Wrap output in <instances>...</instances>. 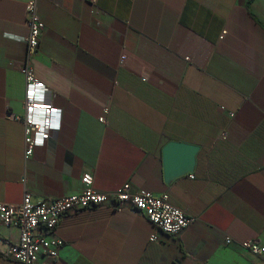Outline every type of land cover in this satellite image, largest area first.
Masks as SVG:
<instances>
[{
  "label": "crops",
  "instance_id": "crops-1",
  "mask_svg": "<svg viewBox=\"0 0 264 264\" xmlns=\"http://www.w3.org/2000/svg\"><path fill=\"white\" fill-rule=\"evenodd\" d=\"M28 1L0 0V203L78 192L90 172L101 191L128 182L195 217L174 236L135 210L70 213L58 257L41 264H264L241 246L264 245V0H38L31 64L62 115L26 158L7 113H24ZM172 140L200 150L167 183ZM0 236V264H16L5 252L19 228L0 221Z\"/></svg>",
  "mask_w": 264,
  "mask_h": 264
},
{
  "label": "built area",
  "instance_id": "built-area-1",
  "mask_svg": "<svg viewBox=\"0 0 264 264\" xmlns=\"http://www.w3.org/2000/svg\"><path fill=\"white\" fill-rule=\"evenodd\" d=\"M29 33L26 37L27 58L20 66L25 78L24 113L8 112L7 117L23 123L24 154L32 156L35 148L44 146L51 133L61 126V109L49 100L50 88L34 72L31 60L38 53L45 24L38 14V0H29L26 8ZM225 33V32H224ZM105 120L104 117L101 118ZM190 177H194L190 174ZM25 180V179H24ZM110 206L114 209H130L144 214L163 233L177 236L194 221L195 217L186 210L175 206L167 193L154 194L146 189L133 191L126 182L112 191H101L95 187V175L87 172L82 176V188L51 200L33 199L31 192L25 191L19 203H0V221L6 226L20 230V240L9 246L5 252L16 264H41L43 255L56 259L63 240L53 236L59 221L67 214L98 207ZM157 240L155 234L150 241ZM3 242L0 236V244ZM231 243L230 237L226 238ZM241 246L256 255L264 256V245L257 239L241 242Z\"/></svg>",
  "mask_w": 264,
  "mask_h": 264
},
{
  "label": "water",
  "instance_id": "water-1",
  "mask_svg": "<svg viewBox=\"0 0 264 264\" xmlns=\"http://www.w3.org/2000/svg\"><path fill=\"white\" fill-rule=\"evenodd\" d=\"M199 150V146L194 144L169 141L163 148L165 181L169 183L177 177L192 173Z\"/></svg>",
  "mask_w": 264,
  "mask_h": 264
}]
</instances>
